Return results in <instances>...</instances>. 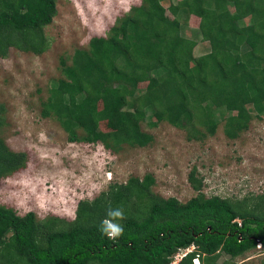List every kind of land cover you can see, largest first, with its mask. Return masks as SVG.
I'll use <instances>...</instances> for the list:
<instances>
[{"label":"trees","instance_id":"16d2710c","mask_svg":"<svg viewBox=\"0 0 264 264\" xmlns=\"http://www.w3.org/2000/svg\"><path fill=\"white\" fill-rule=\"evenodd\" d=\"M56 12V0H0V56L11 47L45 52L44 27ZM189 15L199 18L192 31L208 43L197 56L196 40L182 33ZM60 65L63 77L52 81L40 113L70 142L101 143L112 152L123 144L144 147L153 140L141 128L147 110L149 127L166 121L202 140L222 122L234 139L252 116L264 115V0H140ZM5 113L0 103V132ZM102 121L113 128L102 130ZM26 163L27 154L0 137V180ZM187 178L197 194L186 202L155 193L146 173L79 200L71 219L39 220L0 204V264H171L191 246L173 264H192L196 255L200 264H232L257 241L264 248V194L207 197L196 167ZM116 209L122 218L108 215ZM105 220L122 234L110 238ZM221 254L228 258L218 263Z\"/></svg>","mask_w":264,"mask_h":264},{"label":"rangeland","instance_id":"374dc122","mask_svg":"<svg viewBox=\"0 0 264 264\" xmlns=\"http://www.w3.org/2000/svg\"><path fill=\"white\" fill-rule=\"evenodd\" d=\"M139 3L56 0V15L44 27L47 50L36 55L11 47L5 57L0 56V103L6 109L0 137L11 150L27 154L24 168L0 180V204L19 214L33 211L39 220L51 215L71 219L79 200L93 198L113 182L146 173L155 178V193L186 202L197 194L187 178L193 167L203 179L202 192L207 197L264 194V115L252 116L234 139L223 133L221 122L213 134L196 140L166 121L149 127L147 121L153 117L147 110L141 128L153 140L144 147L123 144L117 152L101 143L70 142L55 120L41 116L49 86L63 77L60 59L70 63L74 50L87 48L93 36H105L116 18ZM198 23L197 16L189 15L186 26L182 25L183 35L196 40V56L208 50V43L192 31ZM145 85L140 82L139 89ZM100 128L108 131L113 126L102 121ZM178 251L187 252L185 248ZM226 258L221 254L218 263ZM263 260L264 248L255 246L232 264H262Z\"/></svg>","mask_w":264,"mask_h":264},{"label":"clouds","instance_id":"9594fccd","mask_svg":"<svg viewBox=\"0 0 264 264\" xmlns=\"http://www.w3.org/2000/svg\"><path fill=\"white\" fill-rule=\"evenodd\" d=\"M108 215L110 217H113V218H122V211L119 210V209H116V210H110L108 212ZM238 219V218H237ZM236 220V219H235ZM102 230L110 237V238H115L117 236H119L120 234H122V231L123 229L118 225V224H114L112 223L110 220H105L103 222V228ZM258 242V241H257ZM260 243V242H259ZM257 246V244H256ZM259 248H261V244L260 246H258ZM190 248V247H189ZM186 249V248H185ZM191 250L193 249V246L190 248ZM190 250V251H191ZM189 252V251H188ZM198 256V255H196ZM193 259V258H192ZM199 259V257H198ZM200 262V260H199ZM175 263V262H174ZM173 264V262L171 263ZM193 264V263H192ZM200 264V263H199Z\"/></svg>","mask_w":264,"mask_h":264},{"label":"built area","instance_id":"2783aa9c","mask_svg":"<svg viewBox=\"0 0 264 264\" xmlns=\"http://www.w3.org/2000/svg\"><path fill=\"white\" fill-rule=\"evenodd\" d=\"M235 221H237L239 224H240V220L239 219H236ZM257 246H260V243L259 241L257 242ZM182 250V249H181ZM191 249L190 248H186V251H190ZM179 251H177V253H175L174 257L177 258L178 256L181 258L183 255H185L187 252H183L181 254L178 253ZM179 258V259H180ZM175 261H173L174 263ZM192 263L193 264H199V259H198V256H195L193 259H192Z\"/></svg>","mask_w":264,"mask_h":264}]
</instances>
